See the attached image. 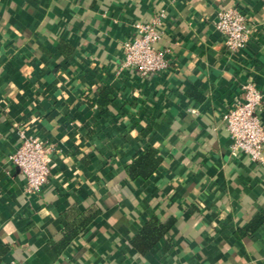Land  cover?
Returning <instances> with one entry per match:
<instances>
[{
    "label": "crops",
    "instance_id": "0c3cea01",
    "mask_svg": "<svg viewBox=\"0 0 264 264\" xmlns=\"http://www.w3.org/2000/svg\"><path fill=\"white\" fill-rule=\"evenodd\" d=\"M225 7L253 28L235 55L214 26ZM156 19L170 66L143 78L122 46ZM249 82L264 95V0H0L2 264H264V222L244 233L264 218V164L231 155L223 122ZM21 133L53 147L37 195L9 160ZM149 147L162 164L132 181ZM153 220L173 223L141 255L132 241Z\"/></svg>",
    "mask_w": 264,
    "mask_h": 264
},
{
    "label": "built area",
    "instance_id": "2783aa9c",
    "mask_svg": "<svg viewBox=\"0 0 264 264\" xmlns=\"http://www.w3.org/2000/svg\"><path fill=\"white\" fill-rule=\"evenodd\" d=\"M214 26L223 38L226 50L233 55L243 51L251 40L253 28L246 14L239 8L219 9ZM133 28L132 37L122 46V67L143 78L166 72L170 62L166 56L168 51L158 47L163 35L159 20L136 22ZM263 104L264 95L249 82L242 86L241 99L223 115V122L232 141L233 157L245 154L252 162L264 164V125L260 119ZM52 152L53 147L40 139L20 134L19 143L9 160L24 175L25 192L28 195L39 194L48 184Z\"/></svg>",
    "mask_w": 264,
    "mask_h": 264
},
{
    "label": "trees",
    "instance_id": "16d2710c",
    "mask_svg": "<svg viewBox=\"0 0 264 264\" xmlns=\"http://www.w3.org/2000/svg\"><path fill=\"white\" fill-rule=\"evenodd\" d=\"M113 94L112 89L102 88L99 104L102 107L107 106L112 99L109 96ZM162 157L159 151L154 147H149L144 152L138 154L132 163L126 167V172L132 181L149 180L152 175L160 168ZM264 222V218L258 216L245 230V234H253L257 228ZM173 222L162 224L158 220L147 223L133 239L132 245L141 255L147 254L169 231ZM74 231H68L64 239L59 243L57 249L65 248L73 239ZM9 253V248L0 242V264L2 259Z\"/></svg>",
    "mask_w": 264,
    "mask_h": 264
}]
</instances>
